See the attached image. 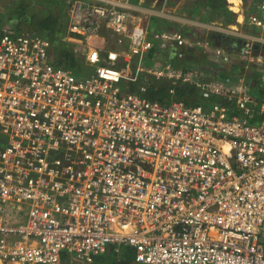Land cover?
<instances>
[{"label":"built area","instance_id":"built-area-1","mask_svg":"<svg viewBox=\"0 0 264 264\" xmlns=\"http://www.w3.org/2000/svg\"><path fill=\"white\" fill-rule=\"evenodd\" d=\"M258 6L249 22L262 34L230 51L150 32L131 0H65L62 40L83 60L80 75L52 63L48 38L1 23L0 264H57L63 252L91 262L124 247L140 264H264ZM153 47L181 61L199 50L211 67L240 63L244 73L160 62ZM140 73L168 80L170 95L193 85L202 101L124 88Z\"/></svg>","mask_w":264,"mask_h":264},{"label":"crops","instance_id":"crops-1","mask_svg":"<svg viewBox=\"0 0 264 264\" xmlns=\"http://www.w3.org/2000/svg\"><path fill=\"white\" fill-rule=\"evenodd\" d=\"M163 1L131 0L133 4H138L142 8L139 11L142 13L143 23L150 32L180 31L185 37L191 39L206 37L210 38L217 46L230 51L240 48L243 41L250 38V36L258 37L262 34L259 28L254 27L249 22L253 15L257 16L260 14L258 4L262 0H233L232 2L229 0H166L167 14L152 11L158 9ZM234 2L235 4H233ZM229 4H233L231 6L235 8L239 6V8L233 11L229 8ZM220 6L225 7L224 12L219 9ZM238 10L241 16L238 15ZM2 23L7 24L6 20ZM9 24L15 28L11 23ZM255 45L259 46L258 44ZM156 57L159 58L157 61H172L176 65L192 63L195 67L202 68L207 75L228 74L239 76L244 73L240 63L221 64L211 67L208 57L199 50H194L192 53L187 54V58L184 61L177 60L170 51H156L154 58ZM260 90L263 92L264 88H260L258 91ZM126 252L134 255L133 249L124 247L120 253H114L110 250L107 253L97 255L93 257L91 262L79 260L63 252L57 264H74L77 261H81L84 264H93L94 261H97L96 264H114L113 262L115 261H120L121 264H140L125 256Z\"/></svg>","mask_w":264,"mask_h":264},{"label":"trees","instance_id":"trees-1","mask_svg":"<svg viewBox=\"0 0 264 264\" xmlns=\"http://www.w3.org/2000/svg\"><path fill=\"white\" fill-rule=\"evenodd\" d=\"M7 1H9V3L5 4L3 11H0V24L4 20L10 22L13 20H18V22L23 20L24 24H26L25 27L27 26V31H34L48 38L52 42L53 45L49 49V57L55 66L67 69L75 75H80L86 71L83 65V60L79 54L73 51V45L62 40L64 34L60 37L61 32L66 30L67 17L65 12L62 15H55L48 12L45 16H40L39 12L36 11H32L30 14H25V6H27L25 0ZM229 1L232 2L233 0ZM15 2L16 5L12 8V5H14ZM237 9L238 7L234 10ZM19 26L21 27V25ZM156 51H158L157 48L153 47L149 54L150 57H154ZM140 83L146 84L147 95L151 99H156L162 102L180 100L186 104L199 103L201 100L198 89L193 85L177 83L174 85L175 93L170 95L168 93V88L171 84L168 80L155 79L153 76L145 73H140L137 81H122L124 88H127L130 91H136V88ZM125 256L134 260V255L132 253L126 252Z\"/></svg>","mask_w":264,"mask_h":264},{"label":"rangeland","instance_id":"rangeland-1","mask_svg":"<svg viewBox=\"0 0 264 264\" xmlns=\"http://www.w3.org/2000/svg\"><path fill=\"white\" fill-rule=\"evenodd\" d=\"M11 2V0H10ZM27 6L25 9V14H30L32 11L39 12L40 16H45L46 13L51 12L52 14L58 15V14H63L65 12V0H25ZM9 3L7 0H0V11H3V7H5V4ZM16 5V2L14 5H12V8ZM221 11H225L224 6H220L219 8ZM7 18V17H6ZM22 21V22H21ZM18 22V20H13V21H8L6 20L7 24L11 23L15 28L17 32H21L22 30L27 31V26L25 27L26 24H24V21L21 20ZM10 25V24H9ZM21 25V27L19 26ZM62 34H65V30L61 32L60 37ZM59 37V38H60ZM98 40L100 39H95L93 42L98 43ZM106 45H110L109 42H106ZM157 58V59H156ZM155 60H158L159 58L156 57ZM202 99L200 100V102ZM72 257H74L73 254H71ZM100 261L99 259H96ZM97 261H94L93 264H96ZM99 264V263H98Z\"/></svg>","mask_w":264,"mask_h":264},{"label":"bare ground","instance_id":"bare-ground-1","mask_svg":"<svg viewBox=\"0 0 264 264\" xmlns=\"http://www.w3.org/2000/svg\"><path fill=\"white\" fill-rule=\"evenodd\" d=\"M233 4H235V2H234ZM233 4H229V6H230L231 10L235 11V10H234L235 7H234V6H231V5H233ZM237 7L239 8V6H237ZM233 11H232V12H233ZM238 13H239L238 15L241 16L239 10H238ZM239 16H238V19H239ZM240 20H241V19H240ZM240 22H241V21H240ZM233 25H234V24H233Z\"/></svg>","mask_w":264,"mask_h":264},{"label":"flooded vegetation","instance_id":"flooded-vegetation-1","mask_svg":"<svg viewBox=\"0 0 264 264\" xmlns=\"http://www.w3.org/2000/svg\"><path fill=\"white\" fill-rule=\"evenodd\" d=\"M118 261H119V260H118ZM115 262H116V261H115ZM115 262H113V263H114V264H118L120 261H119V262H116V263H115ZM74 264H84V263L81 262V261H77V262H75ZM119 264H121V262H120Z\"/></svg>","mask_w":264,"mask_h":264}]
</instances>
